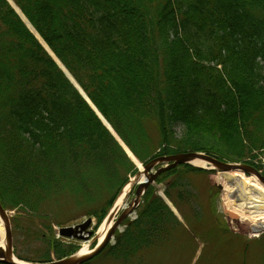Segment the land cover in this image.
<instances>
[{
    "label": "trees",
    "instance_id": "trees-1",
    "mask_svg": "<svg viewBox=\"0 0 264 264\" xmlns=\"http://www.w3.org/2000/svg\"><path fill=\"white\" fill-rule=\"evenodd\" d=\"M11 1L140 163L200 152L264 174L258 162L264 151V0ZM136 172L62 70L0 0L3 208L29 214L37 240L44 242L38 225L52 233L50 217L42 213L48 203L68 200L72 210L100 221ZM210 173L184 165L161 175L156 184L165 183L164 195L183 223L150 187L136 220L85 264L101 257L108 264H161L156 256L173 247L195 251L197 241L206 250L196 264L206 256L217 264L220 255L230 254L235 264H245L248 247H236L219 216L196 206L188 174ZM45 241L43 257L20 259L50 262L51 255L60 260L78 250L72 241Z\"/></svg>",
    "mask_w": 264,
    "mask_h": 264
},
{
    "label": "rangeland",
    "instance_id": "rangeland-1",
    "mask_svg": "<svg viewBox=\"0 0 264 264\" xmlns=\"http://www.w3.org/2000/svg\"><path fill=\"white\" fill-rule=\"evenodd\" d=\"M261 65L264 67V62H261ZM176 132L180 134V131L178 129ZM153 158L154 157H150L149 159ZM149 159H147L145 162H147ZM144 163H140L136 159L134 164L135 169L138 171L142 168L141 166L144 165ZM188 175V182L194 184L196 187L194 193L196 194L197 208L203 211L211 210V212L215 213L216 216H219V219L222 222L221 225H223L221 227H223V229H225L227 232L232 233L233 237L236 238L234 241V243H236V247L238 245L240 246L241 244H244V246L248 247L249 252L247 254L248 256L246 258L245 264H264V231L260 233H253V226L251 225L252 221L247 220L241 223V218L239 219V217L242 215H239L238 213L240 209L238 210V208L232 205L228 207L229 201L232 200V194L230 193V190L228 188L232 187L233 184H231V182H229L226 177L230 174L224 175V177L223 174H219L217 172L207 175ZM244 177L248 178L251 176L244 175ZM133 179L134 177L130 178L129 182H131V180ZM164 186L165 183L155 184L153 188L156 192H162ZM125 187L123 188V191ZM135 187L136 186L134 185L131 191L128 192V194L124 197L125 199L123 208L119 209V212L115 216V218H118V216L121 215L123 210L128 207V205L134 198ZM186 190L190 191L189 189ZM66 202H68V200L65 201L62 198H59L56 203H48L47 206L42 209V213L43 215H47L50 217L52 223V233L48 234L47 229L43 228L41 223L38 225V230H41L42 234L46 237L61 239L58 238L57 235L59 229L81 225L86 220L91 218L92 226L89 231H93L94 235L90 237L88 241L72 240V243L76 245L78 250L82 247L84 248V246H87L88 250H92V247L94 246L93 243H97L98 238L96 235L105 217L98 221V219H96L94 216H87L81 211L72 210ZM115 203L116 201L112 203L111 208L115 205ZM100 204L103 205L104 201L102 203L100 202ZM96 207L98 206H95L94 208ZM107 210L109 211L108 208ZM7 213L10 217L9 219L11 226L12 249L14 256L19 260H21V257L28 259H39L43 257L44 253L48 251V247L45 241L46 237L44 238V242L37 240L34 231L35 225L31 224L32 218L30 217V215L25 214L24 212L8 210ZM230 216L234 218H231ZM134 218H136L135 215H132L129 218V221H132ZM123 229L125 228L121 227V232L123 231ZM197 242L198 245L195 251L189 250L186 253V251L184 250L186 249V246L184 248H180L179 250H176V248L173 247L171 250L165 251L162 254L164 256H156L155 262L160 258L162 260L161 264H196L202 252L206 250L204 243H200L199 241ZM65 243L69 244L71 242L65 240ZM232 243L229 244V249H235ZM113 244L114 240H112L111 245ZM233 256H235V254H230V257H228L227 255L226 258L221 259L220 255V259L217 264H235V258ZM191 257H193V259H191ZM51 259L56 260L53 255H51ZM208 259L209 258H207V256L204 257V260L200 264H210L209 261L207 262ZM95 262L96 263L94 264H108L109 261L105 260V257H101Z\"/></svg>",
    "mask_w": 264,
    "mask_h": 264
},
{
    "label": "water",
    "instance_id": "water-1",
    "mask_svg": "<svg viewBox=\"0 0 264 264\" xmlns=\"http://www.w3.org/2000/svg\"><path fill=\"white\" fill-rule=\"evenodd\" d=\"M7 1L11 5V7L14 9V11L17 13V15L20 17V19L25 24L27 29L34 35V37L44 47V49L48 52V54L52 57V59L62 69L66 77L73 84V86L79 91L81 96L84 99H86L83 92L77 86V84L72 79V77L64 70L62 66H60L59 62L56 60L53 54H51V52H49V50L45 48L42 40L35 33L33 28L26 21V19L23 17V15L17 9V7L11 2V0H7ZM88 104L90 105L89 102ZM90 107L92 108L91 105ZM92 109L97 114V116L101 119V121H103L100 115L98 114V112L94 108ZM102 123L105 125L106 129L110 132V134L115 138V140L119 143V145L124 150L128 158L131 159L130 155L128 154V151L126 150L124 145L120 142V140H118V138L116 137L112 129L104 121ZM195 161H202L203 163L209 166L208 169L199 167L200 169L212 170V171H216V172L223 173V174L239 172L243 175L252 176L259 182V184H261L264 187V176L259 171H257L255 168L249 165L240 164V163L222 162L204 153L189 152V153L175 154L171 156H159V157L149 160L147 163L142 165L141 166L142 168L139 169L138 172L134 175V180L136 181H139L142 177L145 179L144 182L137 183V187L134 192V198L132 199L128 207L123 210L121 215L118 216V218H115V216L118 214L119 209H117L115 205L112 206V209L108 213L106 217V221H105L107 224H110V223L111 224H110L109 229L106 231L104 238L101 241H98L97 239V244L94 247V249L91 250L89 254H85L83 256L79 255L78 254L79 252H78L63 260L52 261L48 263H26V262L17 260L14 257L13 251H12V236H11V226L9 222V216L6 210L0 204V218L3 222V227L5 231V240H6L4 250H0V263L2 264H84V263L91 261L96 256H98L107 247L108 244L111 243L112 239H114V235L116 231H118L122 223L136 211L138 206L141 204L142 198L144 194L146 193L147 189L155 183L156 179L160 175L168 171H171L182 165L194 166L192 163ZM133 163L135 164L134 161ZM122 193H123V190L120 192L118 197H120ZM91 223H92V219L89 218L81 225H78L75 227H69V228H61L58 231V236L61 238H65V239L88 241L89 238L93 236V232L88 230L89 227L91 226Z\"/></svg>",
    "mask_w": 264,
    "mask_h": 264
},
{
    "label": "bare ground",
    "instance_id": "bare-ground-1",
    "mask_svg": "<svg viewBox=\"0 0 264 264\" xmlns=\"http://www.w3.org/2000/svg\"><path fill=\"white\" fill-rule=\"evenodd\" d=\"M194 166L205 168L207 165L202 161H195L192 163ZM139 166V165H138ZM228 175V174H224ZM223 175V177H224ZM231 184L232 187L228 188L230 193L232 194V200L229 201L228 207L230 205L238 208L240 222L244 221H252L253 233H260L264 231V187L258 183V181L253 177H244L239 172L230 173L226 177ZM144 178L142 177L139 181L131 180L129 185H127L122 193V195L116 200L115 207L117 209H122L124 205V197L131 191L134 185L137 183L144 182ZM111 224V223H110ZM110 224L105 222L100 226L97 238L101 241L106 231L109 229ZM5 233L3 230V222L0 219V250H4L5 247ZM79 255L83 256L85 254H89V250L87 246L79 249ZM18 260V259H17Z\"/></svg>",
    "mask_w": 264,
    "mask_h": 264
}]
</instances>
